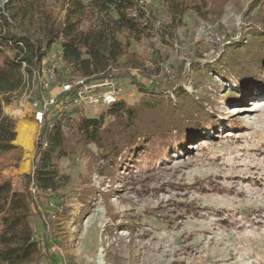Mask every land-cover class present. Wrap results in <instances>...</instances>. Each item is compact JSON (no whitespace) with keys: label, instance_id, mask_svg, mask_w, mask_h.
Listing matches in <instances>:
<instances>
[{"label":"rangeland","instance_id":"374dc122","mask_svg":"<svg viewBox=\"0 0 264 264\" xmlns=\"http://www.w3.org/2000/svg\"><path fill=\"white\" fill-rule=\"evenodd\" d=\"M7 1L0 0L1 10ZM135 1L151 23L147 34L152 37L131 41L122 61H141L142 68L112 72L126 74L114 81L128 105L148 98L147 92L174 100L178 87L193 94L195 66L219 69L226 46H237L240 58L262 57L256 68L264 71V48L250 46L251 28H246L249 15L257 20L264 12L260 0H180L196 8L181 16L164 0ZM68 2L40 0L33 22L18 30L28 31L44 52L45 15L60 25ZM87 27L84 22L82 28ZM7 54L13 57V52ZM60 58L57 43L40 65L50 85L46 97L57 94L60 75L79 79L77 69L63 66ZM211 70L220 102L217 120L203 134L165 149L156 160L142 156L116 173L99 171L91 159L92 146H76L70 158L57 162L59 178L46 192L33 182L44 125H38L33 102L39 94L30 93L33 75L27 72L22 91L4 103V114L15 122L18 149L0 159V168L16 191L30 194L41 249L37 264H264V76L249 71L244 78L229 79L223 77L229 69L221 75ZM227 91L242 100L227 101ZM80 108L90 118L108 109ZM60 114L57 108L44 121L52 128ZM20 124L35 130L29 133L34 141L30 157L18 142Z\"/></svg>","mask_w":264,"mask_h":264},{"label":"trees","instance_id":"16d2710c","mask_svg":"<svg viewBox=\"0 0 264 264\" xmlns=\"http://www.w3.org/2000/svg\"><path fill=\"white\" fill-rule=\"evenodd\" d=\"M39 1L8 0L4 9H0V159L18 149L13 144L17 137L15 122L4 114V103L22 91L27 72L31 75L32 67L41 65L53 45H60L62 65L75 67L79 78L90 83L126 76L123 73L115 76L112 73L115 69L142 68L141 61H122L128 55L131 41L138 43L152 37L147 34L151 23L135 0H91L88 4L83 0H69L65 19L60 25L57 26L45 15L42 29L46 50L43 52L42 43L37 42L28 31L18 30L26 22H33ZM164 1L176 16L190 9L196 11L194 6L184 1ZM260 2L264 5V0ZM248 19L251 23L245 26L251 28L247 30V35L251 36L250 46L263 49L264 12L257 20L250 15ZM84 22L88 23L85 30L82 28ZM14 29L17 33L13 32ZM9 51L13 52V57L7 54ZM239 56L237 46H226L219 59V69L195 66L193 94L178 87L174 100L167 95L147 92L148 98H142L134 105L117 101L98 118L87 117L82 108L66 101L69 94L60 93L46 114L48 120L53 116V110H61L54 127L50 128L47 122L44 125L33 174L35 186L45 192L54 189L59 178L57 162L70 158L76 146H92L95 150L91 152V159L100 168L99 171L116 173L120 167L129 168L133 163H139L142 156L156 160L165 149L192 142L193 138L204 133L205 126L217 120L215 107L220 102V93L210 80L211 69L220 75L229 69L223 76L229 79L244 78L249 71L264 76V71L256 68L262 57ZM58 81L56 93L61 91L63 83L70 80L62 74ZM36 84L39 87L38 82ZM254 87L243 88V92ZM212 90H215L214 96ZM224 98L237 103L242 100L235 99L229 91ZM195 133L198 136H194ZM2 171L0 168V263L37 264L41 249L31 221L30 194L27 190L16 191Z\"/></svg>","mask_w":264,"mask_h":264},{"label":"built area","instance_id":"2783aa9c","mask_svg":"<svg viewBox=\"0 0 264 264\" xmlns=\"http://www.w3.org/2000/svg\"><path fill=\"white\" fill-rule=\"evenodd\" d=\"M26 67V64H24ZM42 73L47 74L41 66L37 67L33 70V81L31 84L30 93H34L38 95V101L33 102V107L35 109V114H37V121L39 122V126L41 129V125H45L46 120L44 121L46 114L49 112L50 108L54 105L56 96L60 95V93L69 94L66 97L67 102H72V104L76 107L82 106H105L110 107L114 103L120 100L118 87L116 86V82L114 79H104V80H96L90 83L87 82L86 79L79 78L78 80H70L61 85V91L56 95H49L46 97L44 92L50 89L49 83L44 81L45 79L42 76ZM51 75L49 77H53V71L49 70ZM39 87H37V83ZM30 85L28 84V87ZM37 92V93H36ZM71 93H73L71 95ZM39 135V134H38ZM37 135V136H38Z\"/></svg>","mask_w":264,"mask_h":264},{"label":"bare ground","instance_id":"6f19581e","mask_svg":"<svg viewBox=\"0 0 264 264\" xmlns=\"http://www.w3.org/2000/svg\"><path fill=\"white\" fill-rule=\"evenodd\" d=\"M30 132H35V130L28 131L23 124H20L18 127V142L24 148L27 153V156L30 157L33 151V140L31 139Z\"/></svg>","mask_w":264,"mask_h":264}]
</instances>
